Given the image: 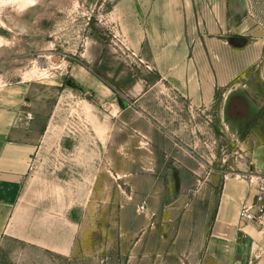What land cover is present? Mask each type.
<instances>
[{
	"label": "rangeland",
	"instance_id": "374dc122",
	"mask_svg": "<svg viewBox=\"0 0 264 264\" xmlns=\"http://www.w3.org/2000/svg\"><path fill=\"white\" fill-rule=\"evenodd\" d=\"M193 1L198 17L227 11L221 37L261 44L259 61L199 109L164 91L127 44L116 9L131 14L134 0H17L0 8V89L25 86L38 127L59 93L65 118L82 120L81 104L90 103L93 135L98 114L106 125L92 160V200L74 214L73 253L7 238L0 264H218L206 245L223 180L244 173L264 143V0ZM79 173L70 175L84 178Z\"/></svg>",
	"mask_w": 264,
	"mask_h": 264
},
{
	"label": "crops",
	"instance_id": "0c3cea01",
	"mask_svg": "<svg viewBox=\"0 0 264 264\" xmlns=\"http://www.w3.org/2000/svg\"><path fill=\"white\" fill-rule=\"evenodd\" d=\"M134 2L131 14L116 9L127 44L154 69L164 91L187 100L191 108L212 106L218 90L230 88L259 61L260 43L245 46L236 38L221 37L229 23L227 11L218 6L206 18L198 17L193 0ZM86 74L103 91V84ZM27 93L22 85L0 89V246L8 238L70 256L78 237L74 214L92 200V160L102 152L106 125L98 114V135H93L90 103L81 104L82 120L65 118L68 104L59 93L47 121L38 127ZM94 141L99 150H94ZM249 158L248 169L225 177L219 193L206 245V254L218 264H264V194L259 184L264 143ZM76 170L84 178L70 175ZM245 207L255 217L243 223Z\"/></svg>",
	"mask_w": 264,
	"mask_h": 264
},
{
	"label": "built area",
	"instance_id": "2783aa9c",
	"mask_svg": "<svg viewBox=\"0 0 264 264\" xmlns=\"http://www.w3.org/2000/svg\"><path fill=\"white\" fill-rule=\"evenodd\" d=\"M27 117H28L29 120H31L33 118L32 114H28ZM259 184H260V191H261V194L263 196V194H264V178H259ZM144 209H145V206H141L140 210H144ZM254 217H255V214L251 213V209L250 208L245 207V208L242 209V211H241V221L243 223L247 222V221H250V220H253Z\"/></svg>",
	"mask_w": 264,
	"mask_h": 264
},
{
	"label": "clouds",
	"instance_id": "9594fccd",
	"mask_svg": "<svg viewBox=\"0 0 264 264\" xmlns=\"http://www.w3.org/2000/svg\"><path fill=\"white\" fill-rule=\"evenodd\" d=\"M16 2L17 0H0V8L6 5L14 4ZM28 2L34 4L36 0H28Z\"/></svg>",
	"mask_w": 264,
	"mask_h": 264
},
{
	"label": "water",
	"instance_id": "95a60500",
	"mask_svg": "<svg viewBox=\"0 0 264 264\" xmlns=\"http://www.w3.org/2000/svg\"><path fill=\"white\" fill-rule=\"evenodd\" d=\"M251 213H253V214H254V210H251Z\"/></svg>",
	"mask_w": 264,
	"mask_h": 264
}]
</instances>
